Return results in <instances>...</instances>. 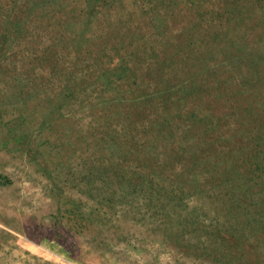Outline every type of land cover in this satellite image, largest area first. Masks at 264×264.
<instances>
[{"label":"rangeland","instance_id":"1","mask_svg":"<svg viewBox=\"0 0 264 264\" xmlns=\"http://www.w3.org/2000/svg\"><path fill=\"white\" fill-rule=\"evenodd\" d=\"M0 264H264V0H0Z\"/></svg>","mask_w":264,"mask_h":264}]
</instances>
